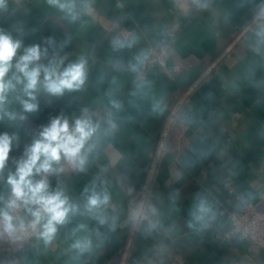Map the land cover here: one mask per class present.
<instances>
[{
	"label": "crops",
	"instance_id": "crops-1",
	"mask_svg": "<svg viewBox=\"0 0 264 264\" xmlns=\"http://www.w3.org/2000/svg\"><path fill=\"white\" fill-rule=\"evenodd\" d=\"M77 2L90 7L76 23L47 0L0 3V31L22 40L23 47L47 48L40 63L88 61L82 90L60 97L41 93L37 112L24 113L23 120H0V134L17 138L3 175L15 171L26 146L51 119L63 115L71 122L87 108L103 120L111 111L117 127L100 139L87 171L66 166L49 179L52 188L62 187L76 201H82L86 187L107 191L108 214L116 227L102 228L104 236L97 240L98 225L77 217L47 246L35 236L14 256L0 249V264H264L263 249L229 234L227 216L247 202L264 209V46L259 51L252 47L255 31L264 26V0H201L206 7L193 0ZM124 33L134 35L137 43L113 50V38ZM49 38L55 45L46 43ZM161 44L170 54L164 67L130 70L137 55L148 57L150 48ZM141 78L150 84L139 88ZM17 94H10L7 108L19 114ZM111 100L122 107L112 108ZM156 101L162 102V111H153ZM180 102L154 168L163 131ZM0 194H8L2 181ZM201 196L213 203L217 219L208 229L194 231L187 226L189 210ZM141 204L158 210L161 226L151 234L145 232L146 222L136 226L129 220ZM81 223L88 231L73 236ZM89 234L92 252L76 259L71 243Z\"/></svg>",
	"mask_w": 264,
	"mask_h": 264
},
{
	"label": "clouds",
	"instance_id": "clouds-1",
	"mask_svg": "<svg viewBox=\"0 0 264 264\" xmlns=\"http://www.w3.org/2000/svg\"><path fill=\"white\" fill-rule=\"evenodd\" d=\"M3 0H0L2 3ZM48 4L64 14V18L76 23L87 13L90 5H80L77 0H47ZM198 7H206L201 0H193ZM264 11V9H262ZM46 43L55 45L49 38ZM66 43V42H65ZM137 43L133 35L128 33L114 37L111 45L113 50L119 51L131 48ZM63 47V44L60 45ZM264 46V26H259L254 33L253 50L259 51ZM23 47L20 39H13L10 34L0 31V120L15 121L25 119L24 113H34L39 110L38 95L60 97L65 92H77L83 89L88 79V61L84 57L75 62L64 64V58L50 60L47 64L40 63L42 56L47 55V48L40 45L23 47V53L17 56ZM129 68L139 73L146 54L137 55ZM150 84L140 79L139 88ZM19 86V87H18ZM138 88V90H139ZM18 93L15 99L22 108L21 113L9 111V96ZM111 107H122L120 101L111 100ZM162 111V102L156 101L153 111ZM117 127L108 111L102 119L89 109H82L79 117L69 118L61 115L51 119L43 127L32 142L26 146L23 157L15 162V171H9L7 177L3 170L8 160L15 135L0 134V181L8 188V194H0V234L15 236L18 232L34 234L47 246L56 238L59 230L70 224L77 217H86L94 221L98 227L94 230L97 240H102V228L115 230V217L108 214L111 197L107 191H98L96 186L86 187L82 193V201L69 197L62 187H51L49 177L57 176L66 170L82 173L87 171L90 156L97 148L102 137L109 136ZM190 167L191 165L188 164ZM177 195L170 197L175 206ZM174 211H179L173 207ZM158 210L149 205H138L129 215L133 225L145 224V232L151 234L160 228ZM190 219L187 226L194 231H204L211 227L217 219V212L213 203L201 196L189 210ZM87 232V224H78L73 230ZM99 246L98 244L96 245ZM94 247L92 234L76 238L70 245L75 258L91 253Z\"/></svg>",
	"mask_w": 264,
	"mask_h": 264
},
{
	"label": "built area",
	"instance_id": "built-area-1",
	"mask_svg": "<svg viewBox=\"0 0 264 264\" xmlns=\"http://www.w3.org/2000/svg\"><path fill=\"white\" fill-rule=\"evenodd\" d=\"M169 58L166 44L150 48L141 72L154 67H164ZM227 216L231 222L230 235L241 236L248 240L253 248L264 250V209L258 208L257 204L247 202L241 208L230 209ZM34 237V234L21 232L13 237L0 234V249L14 256L29 246Z\"/></svg>",
	"mask_w": 264,
	"mask_h": 264
},
{
	"label": "water",
	"instance_id": "water-1",
	"mask_svg": "<svg viewBox=\"0 0 264 264\" xmlns=\"http://www.w3.org/2000/svg\"><path fill=\"white\" fill-rule=\"evenodd\" d=\"M223 56H221L219 58V60L222 58ZM182 105V102H180L179 104H177V106L174 108L166 126H165V129L163 131V134H162V137H161V140H160V144H159V147H158V150H157V153H156V156H155V162H154V168L158 165L159 163V160L162 156V153L164 151V148H165V144H166V140L168 138V135L170 133V130L172 128V125L176 119V116H177V113H178V110L180 108V106Z\"/></svg>",
	"mask_w": 264,
	"mask_h": 264
}]
</instances>
